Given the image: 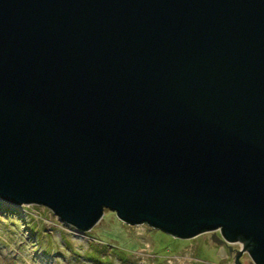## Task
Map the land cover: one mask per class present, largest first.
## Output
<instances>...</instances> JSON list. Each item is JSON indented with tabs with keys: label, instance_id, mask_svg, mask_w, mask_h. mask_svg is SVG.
I'll return each instance as SVG.
<instances>
[{
	"label": "water",
	"instance_id": "1",
	"mask_svg": "<svg viewBox=\"0 0 264 264\" xmlns=\"http://www.w3.org/2000/svg\"><path fill=\"white\" fill-rule=\"evenodd\" d=\"M0 201L264 264V0H0Z\"/></svg>",
	"mask_w": 264,
	"mask_h": 264
},
{
	"label": "rangeland",
	"instance_id": "2",
	"mask_svg": "<svg viewBox=\"0 0 264 264\" xmlns=\"http://www.w3.org/2000/svg\"><path fill=\"white\" fill-rule=\"evenodd\" d=\"M211 234L175 238L147 224L128 225L108 209L79 232L42 205L0 201V264H235V253L212 242ZM241 245L232 244L233 250ZM248 260L241 255V264Z\"/></svg>",
	"mask_w": 264,
	"mask_h": 264
},
{
	"label": "flooded vegetation",
	"instance_id": "3",
	"mask_svg": "<svg viewBox=\"0 0 264 264\" xmlns=\"http://www.w3.org/2000/svg\"><path fill=\"white\" fill-rule=\"evenodd\" d=\"M223 247H225V246H223ZM232 255H234V252L232 253Z\"/></svg>",
	"mask_w": 264,
	"mask_h": 264
}]
</instances>
